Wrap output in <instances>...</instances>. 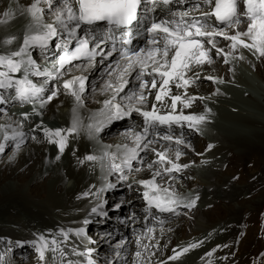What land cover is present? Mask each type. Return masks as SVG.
<instances>
[{"label": "bare ground", "instance_id": "obj_1", "mask_svg": "<svg viewBox=\"0 0 264 264\" xmlns=\"http://www.w3.org/2000/svg\"><path fill=\"white\" fill-rule=\"evenodd\" d=\"M33 2L34 0H0V54L17 50L19 44L23 42L25 32L30 31L29 25L32 24V20L28 7ZM141 4L138 21L131 31H135L134 35L141 34L142 30L140 31V29L145 25L144 38L136 39L134 42L138 47L147 42L141 48L145 49L146 52L149 23L170 19L172 12L183 10H191V15L199 18L201 13H211L214 0H211L212 7L209 12L201 7L203 5L209 6L204 4L203 0H183V2L181 0H171L169 6H164L160 0H141ZM197 4L200 7H196ZM238 4H243V0H237V6ZM41 6L45 8L44 22L54 23V16L52 13L47 12V4L43 3V0ZM241 11L242 13H237V18L240 21L239 23L241 21L247 22L242 25V31H245L251 20L246 14L244 4ZM206 22L219 28L229 27L225 24L219 26L213 16H209ZM237 28V26L230 27V30L223 31L230 34L231 30L235 32ZM114 30L119 32L121 38L123 37L121 30L117 28H114ZM89 31L91 30L88 27L85 28L82 25L77 30V34L79 37H84L91 34ZM9 37H15V39L11 43H6L5 41ZM66 37L67 33L58 28L56 36L50 39L46 47L28 48V55L35 61L41 72L53 69L56 65V52L59 49H61L60 54L65 47L74 46L75 37L68 38L69 43L65 45ZM110 37L105 33L99 36L91 34L90 43L99 45L94 61L90 63L88 60H82L75 71H71V67L66 68L59 79H50L42 75H30L33 76V83L44 85L43 94L33 102L21 104L18 100L13 99L15 95L13 90L0 89V96L4 97V101L0 102V106H5L6 109L5 111L1 110L4 114L0 115V139H2L3 130L8 125H12L17 130H22L25 133L24 142L19 147L15 146L14 142L8 141L5 150L0 152V159H5L0 162V176L10 177L11 179L7 185L0 186V242L7 246L5 249L8 250L9 254L8 256L3 251L0 264H21L19 260L22 259V254H20L21 250L17 248L21 243L23 245L29 244L33 247L35 253L32 257L33 262L28 261L22 264H61L58 262L61 255L57 256V253L52 252L51 241L55 239L57 241L56 248H59L61 241L65 240L62 230L67 232V237L79 236L84 238L88 233V236H90L93 229L113 233L111 237L118 230L122 240L129 233H132L135 246L130 249L128 264H230L228 250L226 249L230 243L227 240L232 237L236 241L238 238L240 232L238 228L239 219L232 217L230 220L225 219V221L215 223L213 227H210V224L204 223L203 213L219 206H225L224 200H239L244 195L249 194V190L257 186L261 187L264 184V168L256 180L247 183L243 188L235 186L232 182L233 176L229 177L225 174L228 178H222V166L226 157H229V160L232 158L230 152L233 149L255 145L258 147V151H264V146L259 147L261 140L264 141V94L256 93L257 95H255V82L239 69L240 65L248 66L251 64L253 73L259 77L260 71L256 67L255 60L262 62L263 57H257L247 49L239 47L233 53L228 48L227 41L222 37H216L217 47L222 48L225 53H229L227 63L225 62L224 53L217 54L215 48H211L205 43V46L210 49L211 62H206L203 65L193 63L189 66V70L185 75L190 83L186 88H177L175 83L170 82L168 94L161 101H157L155 93L159 89H151L149 84L150 91L145 93L147 103L141 105L145 110H150L154 103L160 114L203 115L205 119L197 122L182 121L179 125L173 124L171 133L182 138L184 143L177 146L175 141L163 143L157 139L161 143L156 145V141H152L146 152V161L144 160L145 155L143 162L142 158L132 161L131 168L125 169L124 172L128 178L126 181L119 183L117 175L105 178V171L102 170L99 160L88 161L85 159L89 154L99 157L104 151L113 152L117 155L126 152L127 149L135 147V134L141 132L144 127L143 117L138 113L123 115L122 118L125 122L117 124L123 127L118 135L119 137L116 139L114 137L106 138L107 133L114 124L106 128L105 126L112 119L106 118V109L105 112L100 110L104 109L102 101L112 94L111 89L105 90L106 82L112 81L115 83V77L118 73L112 74V76L108 75L105 83L103 79H105L108 72H113L116 67L118 72L122 69L124 60L122 55L119 57V53L125 47L118 41L117 36L112 34ZM109 38L111 41L114 40L116 44L112 43ZM101 40L103 43H101ZM122 40L124 39L122 38ZM110 50L115 51L118 57V60H110L115 62L112 64H108L105 59ZM240 55H243L244 58L240 59ZM107 60L109 61V59ZM17 74L15 75L17 76ZM137 74L138 69L125 76L130 84L129 89H134L133 91H139V82L136 80ZM81 76L85 77V91L80 93L84 101L82 105L78 104L75 97L62 87L64 79ZM207 77H213L214 79H208ZM144 79L150 82L152 77L146 74ZM156 79L159 84V77H156ZM93 85H97L100 90L104 89V93L100 94V102L95 100V94L96 92L99 93L100 90L97 87L96 91L92 92L91 86ZM75 87L78 90V83ZM52 91H56L57 95L48 100L47 96L51 95ZM91 93L94 94L91 95ZM127 95L128 93L124 94L123 92L119 94V96ZM173 95L181 96L182 100L185 98L191 99L187 106L177 101L175 111H173L171 104V96ZM33 109H35V112H33ZM24 112L28 113V119L26 120L22 115ZM76 116L81 121L80 126L76 132L68 135L66 147L61 153L54 142H49L42 129L45 127L67 129L72 126ZM116 119L118 120V118ZM21 122L22 128L20 127ZM89 123L93 124L94 128L100 126V131L98 133L93 131L90 136L87 127ZM8 131L10 132L11 128ZM157 131L163 136L168 132V126H160ZM153 136L158 138L155 135H149L148 137ZM210 144L212 147L205 149V145ZM152 148L157 151H163L167 148L166 155L169 159L175 163L182 165L186 163L188 165L187 168L174 172L172 179L167 177L163 180L161 176L156 177L157 183L162 187L169 186L183 197L195 198L196 200L195 205L192 207L186 208L181 205L178 208L184 209L182 212H186L187 216L184 219L179 218V238L171 243L168 228L174 226V224H170L169 218L174 214L160 213L153 208L150 216L145 211L144 188L137 183L140 180L152 178L158 170L162 173V176L166 175L163 174V166L154 163L157 157L151 151ZM177 149L181 152L178 160L175 155ZM140 150L143 151L142 146L137 150L138 157L140 156ZM58 155L59 159H57ZM185 156H188V158ZM81 161L83 162L81 163ZM139 175L140 177L137 178ZM177 177L185 180L183 182L184 187L192 188L189 194H185L180 190L181 185L177 181ZM235 178L238 177L234 175V180H236ZM240 178L237 179V182ZM108 182L113 186L105 189L104 186ZM100 188L104 190L99 196L97 189ZM117 190L124 192L122 194L125 195L124 197L122 195L117 196V198H124L122 200L127 202L118 208L112 200L114 195L116 197V194L119 193ZM32 192L41 198L38 199L36 196L25 194H32ZM56 192H61V195L55 196ZM85 192L95 193V195L85 196L83 195ZM127 193L131 194L126 195ZM95 199L100 204L98 212L92 213L91 211L87 214L89 208L96 201ZM214 200L219 202L214 203ZM130 204H138V211L133 212ZM221 208L225 210L229 206ZM134 209L135 207H133ZM196 210L201 211L195 217L199 219L198 222L194 221L195 219L192 220L191 217V214ZM241 212V210L238 211V213ZM176 213L178 212L176 211ZM126 214L127 216H125ZM200 214H202L201 217H199ZM86 218L88 223L84 224L83 221ZM260 219L259 227L264 229V218L260 217ZM152 220H155V223H151ZM192 221H194L192 226L196 227L191 228L185 234L187 232L186 227L190 226ZM125 223H128L127 232L125 231ZM129 227H132V231ZM145 227H148V232L144 231ZM77 228H83V234L76 235L73 231H69ZM134 232H137V235ZM41 236L49 242V248L45 251L43 260L40 259L36 247ZM103 236L110 237V234ZM188 236L190 238L187 241H181V239H186ZM16 237L17 244H14V247L17 251L12 250V242ZM151 237L160 239V244H153ZM162 243L163 245H161ZM120 245H123V242H120ZM189 245L196 246L189 247ZM184 248H187L188 251L181 253L175 259H169V257L175 256ZM69 250L72 256V259L69 258L70 261H73L74 264H81L78 261L80 258L73 254L74 251L79 252L75 245L69 247ZM103 251L104 248L102 247L94 250L93 255H91L92 264H106L107 257L105 258V256L109 255H105ZM138 251L140 252L139 257L136 256ZM226 252L227 257H224ZM207 253H211V256H208ZM115 257L124 256L117 253ZM86 259L87 257L84 255L83 264H86ZM65 264H67V261Z\"/></svg>", "mask_w": 264, "mask_h": 264}, {"label": "snow or ice", "instance_id": "obj_2", "mask_svg": "<svg viewBox=\"0 0 264 264\" xmlns=\"http://www.w3.org/2000/svg\"><path fill=\"white\" fill-rule=\"evenodd\" d=\"M160 2L164 6H169L171 0H160ZM41 3L42 0H34L28 7L32 24L29 25L30 31L25 32L23 42L19 44L18 49L7 54H0V89L13 90L15 93L13 99L18 100L21 104L39 99L44 92V85L33 83L29 79L30 75H42L50 79H59L63 75L62 70H65V66L71 67L73 61L80 59H87L90 63L94 61L99 45L90 44L91 34H87L84 37L78 36L77 30L82 25L91 26L99 22H106L110 28L114 26L117 29H126L136 20L138 5L141 0H43V3L47 4V12L52 13L54 16V23L44 22L45 8L41 6ZM203 3L209 4L211 0H203ZM243 4L246 14L251 20L245 31L236 30L234 34H229L219 27L207 24L206 20L209 16H214L215 21L229 27H236L240 22L237 18V0H214V7L211 13H201L199 18L191 15V10H183L172 12L170 19L160 20L159 22L153 21L147 29L149 34L147 51L140 49L139 51L122 54L124 65L116 75L115 83L112 81L106 82L105 90L111 89L112 94L102 101L104 109L100 111L105 112V109L107 110L105 112L107 119L129 115L135 111L143 117L144 127L141 132L135 134V147L127 149L126 152L117 155L113 152L104 151L99 157L93 154L85 157L88 161H100L101 168L105 171V178L117 175L120 180L126 179L125 169H130L131 162L138 158L137 150L141 146L145 150L149 149L152 143V141L146 139L149 135H155L158 139L169 142L175 141L178 146L183 144L184 141L182 138L174 137L171 134L172 125H179L182 121L197 122L205 119L203 115L160 114L154 103L150 110H145L141 105L147 103L145 93L150 91L149 84L151 89H159L155 93L157 101H161L168 94L170 82L175 83L177 88H186L190 83V80L185 75L189 70V66L193 63L203 65L206 62H211L210 49L205 46V43L211 48H215L217 54L224 53L225 62L227 63L229 53H225L222 48L217 47L216 37H222L225 41H228L229 44L227 46L233 53L239 47L247 49L257 57H264V0H243ZM196 7H200V5L197 4ZM58 28L67 33L64 41L65 45L69 43L68 38L75 37V46L71 48L65 47L63 54L60 55L53 69L41 72L28 55V48L46 47L50 39L56 36ZM127 35L128 33L125 31L124 36ZM13 39L15 37H9L5 42L11 43ZM101 43H103L102 40ZM124 43L127 44L128 40L124 39ZM108 54L110 55V53ZM239 58L243 59L244 57L240 55ZM137 69L136 80L139 82V91H133L127 96H119L129 83L125 76ZM17 73L20 74L18 77L15 75ZM146 74L152 77L150 82L144 79ZM108 75L112 76V72H109ZM156 77H159V84ZM207 78L214 79L213 77ZM77 83L79 85L78 90L75 87ZM62 87L75 97L78 104L82 105L84 103L80 93L85 91V77L64 79ZM56 95L57 92L52 91L51 95L47 96V99L51 100ZM190 99L185 98L182 100L179 95L171 96L173 111H175L177 101L187 106ZM3 101L4 97L0 96V102ZM33 112H35V109H33ZM22 115L25 120L28 119L27 112L22 113ZM80 123L79 117L76 116L72 126L67 129L45 127L42 130L49 142H54L62 153L66 147L68 135L76 132ZM165 125L168 126V132L161 136L157 129ZM189 126L191 127V124ZM20 127L22 128V122ZM87 127L90 136L93 131L97 133L100 131V126L94 128L91 123ZM9 128H11L10 132L8 131ZM24 137L25 133L22 130H17L12 125L6 126L3 130L2 139H0V152L5 150L6 142L8 141L14 142L15 146L19 147L24 142ZM208 147L211 148L212 145L210 144ZM151 151L157 157L154 163L163 166V174H167L169 179H172V173L188 167L186 164L175 163L169 159L166 155L168 152L167 148L163 151H157L152 148ZM175 155L178 160L181 152L177 149ZM59 158L58 155L57 159ZM160 176H162V173L158 170L152 178L137 182L144 188L145 211L150 216L153 208L160 213H173L181 205L186 208L195 205V198L183 197L169 186L162 187L157 183L156 177ZM112 186L108 182L104 187L110 188ZM103 190L97 189V192ZM83 195H95V193L85 192ZM116 207H119V205H116ZM99 208L100 204L93 207L91 209L92 213H97ZM83 223H88L87 218ZM69 231H73L76 235H81L84 229L77 228ZM62 234L67 239V232L62 230ZM51 245V250L55 253L57 251V241L53 239ZM195 246L189 245V247ZM36 247L40 259L43 260L44 253L49 248V242L41 236ZM186 251H188L187 248L181 249L179 253L169 257V259H175ZM91 252L92 249L88 248L84 253L74 251L73 254L77 256L85 255L87 257L86 264H92ZM61 255L65 256L67 253L61 252ZM207 255L211 256V253H207ZM136 256H140L139 251ZM67 264H74V262L69 260Z\"/></svg>", "mask_w": 264, "mask_h": 264}, {"label": "rangeland", "instance_id": "obj_3", "mask_svg": "<svg viewBox=\"0 0 264 264\" xmlns=\"http://www.w3.org/2000/svg\"><path fill=\"white\" fill-rule=\"evenodd\" d=\"M239 5H240V10L238 13H242L241 9L243 8V4H239ZM246 23H247L246 21H241V23H239V25H237L238 28L236 30L242 31L243 30L242 25L246 24ZM144 27H145V25H144ZM144 27H142L140 29V31L142 30V34L140 36V39H143L145 36V33H144L145 28ZM220 28L222 30H227V29L230 30V27L227 28L224 26V27H220ZM135 30H136V26H135ZM230 34H234L233 30H231ZM91 44H93V43H91ZM228 44H229V42H228ZM141 47L142 46H140V47L136 46L135 47L136 51H139L141 49ZM109 53H110V55L107 53L108 54L107 57H109L110 59H109V61L106 60V62L108 64L115 63V62H111L110 60H113V59L118 60L116 52L115 51L112 52V50H110ZM56 54H58V51ZM114 54L116 57L114 56ZM107 57H105V59ZM78 64H80V63L78 62V63L72 65L71 71H75L77 69ZM255 64H256V67L258 68V70L260 71L259 77H257L253 73L251 64L248 66L240 65L239 69H241L242 72H244L249 78H251L255 82L256 85H255L254 94L255 95L264 94V57H263L262 62H258L255 60ZM114 65H116V64H114ZM117 73H118V68L116 67V69L112 72V74H117ZM107 78H108V74L105 75V79H103L104 83L106 82L105 80ZM100 81H102V79H100ZM129 85L130 84L128 83L125 86V89L123 91L124 94H127V93L129 94V93L133 92L134 89L133 90L129 89ZM97 87H98L97 85L91 86L92 92H95ZM98 90H100L99 87H98ZM103 91H104V89H101L99 93L96 92V94H95V100H97L98 102H100L99 101L100 100V94L104 93ZM93 94L94 93H91V95H93ZM250 103H251V101H250ZM1 110L5 111L6 110L5 106H0V113H1L0 115L4 114L3 112H1ZM134 112L135 111H133L131 113H134ZM122 116L123 115L116 117V118H118V120L116 118H112V120H109V122L107 123V126H105V127L107 128L113 124L114 125L109 130V132L107 133L108 135L106 138L114 137L116 139L119 137L118 135L122 131L123 127L119 126L117 124H122L123 122H125L124 119L122 118ZM126 129L128 130V128H126ZM171 134L174 137L176 136V134H174V133H171ZM157 139L158 138H154V136L151 138L147 137V140L156 141V145H158V143H161V142H163V143L167 142V141L162 140V139H159L161 141V142H159ZM261 146H264V141H262V140L259 144V147H261ZM207 147H208V145H205V149H207ZM257 148L258 147L255 145H250V146L245 147V148L241 147L240 149H238V148L233 149L230 152L232 154V158L229 160V157H226L225 163L222 166L223 167L222 178L223 179L228 178L225 174H227L229 177L233 176L232 182L235 184V186L237 188H241V187L243 188V187H245V185L247 183L256 180L257 176H260V174L262 173V169L264 168V151L263 152L258 151ZM197 151H199V149H197ZM146 152H147V150H145L144 148H143V151L140 150V153H139L140 156L138 157V159L142 158V162H143L144 155L146 156ZM239 153L241 155H237ZM185 157L188 158V156H185ZM146 158H147V156L144 159L145 161H146ZM3 160H5V159L1 158L0 162H2ZM189 161H190V159H189ZM183 164H186V163H183ZM241 164H242V166H241ZM249 164H250V166H249ZM137 166H138V164H137ZM225 166H227V168H225ZM246 168H248V169H246ZM251 174H253V175L251 176ZM234 175H236V177H238V178H235L236 180H234ZM139 177H140V175L137 178H139ZM161 177H163L162 179L164 180L165 178L168 177V175L166 174L165 176H161ZM239 177H241V178L237 182V179H239ZM127 178H128V176H126V179ZM126 179H124V180L119 179V183L122 181H126ZM242 179H243V181H241ZM9 180H11L10 177L0 176V186L7 185L10 182ZM41 181L43 182L44 179ZM177 181L181 185L180 190L183 191V193H185V194H189L190 190L192 188H189L187 186L184 187L183 182L185 180L180 178V177H177ZM263 190H264V184L261 187L257 186L255 188L249 190L250 193L247 195H244L243 198H240L239 200H236V201L224 200L225 202H223V203L224 204L226 203L225 206H229V208H225V210H223V208H221V207H225V206H219L218 208L212 209L213 211L210 210L209 212L203 213V217H205L204 223L210 224V227H213V225L215 223H218V222L221 223V221H225V219L230 220V219H232V217H235V219H239L240 222H239L238 228L240 229V232L237 236L238 238L236 239V241H234V239L232 237L228 238V240H227V242L230 243V245L226 248L228 250V257L230 259V264H264V229H261V230L259 229L260 228L259 224L261 222L260 217L262 219L264 218V193H263L264 191ZM117 191H119V193L118 194L115 193L116 197L114 195L112 200H113L115 206L116 205H119V206L124 205L125 203H127L126 201L122 200L124 198H117V196H121V195L124 197L125 195L122 194L124 192H122L120 190H117ZM101 192L102 191H99V193H98L99 196L101 195ZM25 194L31 195L34 197L36 196L38 199L41 198L36 193L34 194L33 192H32V194H28V193H25ZM130 194L127 193L126 195H130ZM54 195L59 196V195H61V192H56ZM98 202L96 200L92 204L91 208H89V210L87 211V214H89V212H91V209L93 207H96L98 205ZM213 202L217 203L219 201L214 200ZM133 207H135L134 210H133ZM137 207H138V204H133V205H131L130 208H132L133 212H137L138 211ZM116 208H118V207H116ZM240 210L242 212L238 213V211H240ZM182 211H184V209L183 210L178 209L177 210L178 213L173 212L174 216H170V218H169L170 224H174V226H176V227L172 226V227L168 228V232L170 234V243L179 238V235H178V229L180 228L179 227V225H180L179 218L184 219L187 216L186 212L183 213ZM199 212H201V211L196 210V212H193L191 214L192 220L195 219L194 221H196V222L199 221V219L195 218L197 213H199ZM125 216H127V214ZM201 216H202V214H200L199 217H201ZM90 219H91V215H90ZM139 219L142 220V218H140V217H139ZM194 221L191 222L190 226L186 227L187 232H185V234L188 233V231L191 228L196 227V226H192L194 224ZM123 222H124V220H123ZM151 223H155V220H152ZM127 225H128V223H125V231L126 232L128 231ZM129 229L132 231V227H129ZM115 230H117V229H115ZM210 230H212V228H210ZM144 231L148 232V227H145ZM117 232H115L114 236L111 237V235L113 233L112 234L111 233H105V232H103V230L99 231L97 229H95V230L93 229L92 234L90 236H88V234H89L88 233L85 236L86 238L85 237L84 238L79 237V236L74 237V238L67 237V239L61 241V245L59 246V248H57V251L55 252V253H57V256H60L61 252L67 253V255H65V256L61 255V258L58 260V262H60L61 264H65L66 261L72 259L69 247H72L75 245V248H77L78 251L79 250L85 251L86 249L91 248L92 249L91 255H93L94 250L98 249V247L104 248L103 252L105 253V255H109V256H105V258L107 257L106 264H122V260H123V264H128L130 261V258L128 257V255H130V252H131L130 249L135 246L133 234L127 233L128 235L125 236V238L122 240L121 239L122 236H121L120 232L118 230H117ZM134 233H135V235H137L136 234L137 232H134ZM105 234H107V235L110 234V237H104L103 235H105ZM189 235H190V233H189ZM188 238H190V237L188 236L186 239H181V241L185 242L188 240ZM16 240H17V237L12 242L13 243L12 250L17 251V249H15V247H14V244H17ZM151 240L153 241V244H158V243L160 244V239H158L156 237H154V238L151 237ZM120 242H123V245H120ZM21 244L17 246V248L19 250H21L20 254H22V259L19 261L21 262V264L28 262V261L33 262L34 260L32 257H33V255H35V253L33 252L34 251L33 247H31L29 244H25V245H23V243H21ZM95 244H97V245H95ZM0 245H1L0 246V257L3 258V254H2L3 251H5V253L9 256L8 250L5 249V248H7V246H4L1 242H0ZM161 245H163V243ZM167 246H173V245H167ZM117 253L122 254V256H124V257H119V258L115 257V255ZM17 255H15V256H17ZM18 256H20V255H18ZM224 257H227V252H226ZM15 261H17V260H15ZM1 262H2V260H1ZM83 263L84 262H82L81 264H83Z\"/></svg>", "mask_w": 264, "mask_h": 264}, {"label": "water", "instance_id": "obj_4", "mask_svg": "<svg viewBox=\"0 0 264 264\" xmlns=\"http://www.w3.org/2000/svg\"><path fill=\"white\" fill-rule=\"evenodd\" d=\"M151 25V23L148 24V27ZM79 261V260H78Z\"/></svg>", "mask_w": 264, "mask_h": 264}]
</instances>
